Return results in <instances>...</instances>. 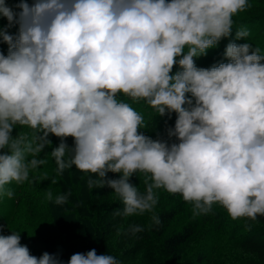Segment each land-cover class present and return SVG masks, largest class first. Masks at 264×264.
I'll use <instances>...</instances> for the list:
<instances>
[{
	"label": "clouds",
	"instance_id": "9594fccd",
	"mask_svg": "<svg viewBox=\"0 0 264 264\" xmlns=\"http://www.w3.org/2000/svg\"><path fill=\"white\" fill-rule=\"evenodd\" d=\"M249 0H0V196L29 179L48 153L57 173L72 168L120 198L117 214L151 212L155 189L180 194L199 216L222 206L232 219L264 216V52L229 41L227 62L197 67L233 28ZM18 9V11H17ZM18 25L16 34L7 29ZM249 36L246 27L237 39ZM178 70L171 71L173 65ZM171 73V74H170ZM142 103L153 116L176 114L168 140L138 131ZM166 123V122H165ZM27 133L12 135L14 128ZM71 136L69 146L64 138ZM175 138L172 140L171 138ZM118 173L105 179L107 172ZM150 180L140 192L129 178ZM57 205L68 193L51 192ZM159 224V217H151ZM133 234L140 225L130 226ZM0 264H65L57 254L31 255L20 234H0ZM67 264H122L95 249Z\"/></svg>",
	"mask_w": 264,
	"mask_h": 264
},
{
	"label": "trees",
	"instance_id": "16d2710c",
	"mask_svg": "<svg viewBox=\"0 0 264 264\" xmlns=\"http://www.w3.org/2000/svg\"><path fill=\"white\" fill-rule=\"evenodd\" d=\"M6 2L14 5L19 0ZM26 2L32 4L34 0ZM249 4V8L233 17V28L228 37L220 39L223 42L217 57L214 53L220 41L205 55L194 57L197 67L207 68L227 62L223 52L229 41L239 44L247 39L252 47L264 51V0H249ZM6 23V19L0 17V27ZM239 27L249 30L247 38L235 37ZM17 30L18 25L7 29L10 34H16ZM7 51L8 45L0 39V54L6 55ZM174 67L178 70V65H173V73ZM132 106L142 114L146 124L138 131L153 138L169 139L166 128L174 126L175 112L170 117L167 114L153 116L152 110L142 103ZM27 132L18 126L12 130V135ZM48 139L51 143L60 142V138L53 134H49ZM64 140L69 146L73 144L71 136ZM50 148L46 145L42 149L37 158L45 162L30 170L28 180L7 186L13 192L11 197L0 196V232H19L20 243L27 246L31 255L57 254L67 264L72 254L95 249L98 255L116 256L122 264H264V216H257L255 220L232 219L218 204L209 213L194 216L190 203L163 189L156 190L158 199L151 212L120 215L117 213L123 204L113 190L106 184L90 189L88 176L75 169L74 165L57 173L55 160L48 154ZM118 175L109 171L105 179ZM129 180L140 192L145 190L143 178L137 179L132 175ZM48 192L53 198L57 194L68 193V199L57 205L47 198ZM217 212L223 213V219L216 215ZM153 214L159 217V224H152ZM222 220L224 225L219 229L218 222ZM132 225H140L142 231L133 234L130 230ZM209 229L214 231L208 235L211 236V247L218 246V260L214 263L207 261L201 250L196 251L195 247L185 249L191 242L195 241L194 245L201 243ZM224 247H227L225 252L222 251Z\"/></svg>",
	"mask_w": 264,
	"mask_h": 264
},
{
	"label": "rangeland",
	"instance_id": "374dc122",
	"mask_svg": "<svg viewBox=\"0 0 264 264\" xmlns=\"http://www.w3.org/2000/svg\"><path fill=\"white\" fill-rule=\"evenodd\" d=\"M242 39H243V37H241ZM221 42H223L222 40H220V43H219V45H218V47L215 49V53H214V56H216L217 57V55H218V52H219V50H220V48H221ZM264 52V51H263ZM174 69H175V71H177V69L174 67ZM135 109H136V107H135ZM58 145V143L57 142H53V143H51L50 144V146H51V150H52V148H54V147H56ZM133 176L135 177V178H137L138 179V177L139 178H143V180H144V183H145V185L147 184V183H150V180H148L146 177H145V175L144 174H133ZM156 190H158V189H155L154 191L156 192ZM176 196H180V194H178V193H176L175 194ZM189 203V202H188ZM187 206H188V204H187ZM216 206H217V204H214L213 205V207L212 208H216ZM216 215L219 217V218H221V219H223V213H216ZM228 217H230L228 214H226ZM219 223V225H220V227H219V229H221V228H223V225H224V221L222 220L221 222H218ZM178 224V223H177ZM200 231V234H201V232H202V230L200 229L199 230ZM3 232H5V231H3ZM3 232H0V234H4ZM212 232H214V231H212L211 229H209V232L205 235V237L203 238V240H202V242L201 243H197V245H194L195 244V241H194V243L193 242H189L190 244H188L186 247H185V249H188V248H191V247H195V250L196 251H199V250H201V252H202V254H203V256H204V258L205 259H207V261H210V263H214L216 260H218V256H217V251H218V246L216 247V248H212L211 247V236L209 237L208 235H210ZM5 233H7V234H10V233H8V232H5ZM4 235H6V234H4ZM36 234L33 232V236H35ZM23 236L26 238V236L23 234ZM202 248V249H201ZM226 248L227 247H224L223 249H222V251L223 252H225V250H226ZM202 264H204V262H201ZM235 263H237V261H235Z\"/></svg>",
	"mask_w": 264,
	"mask_h": 264
}]
</instances>
